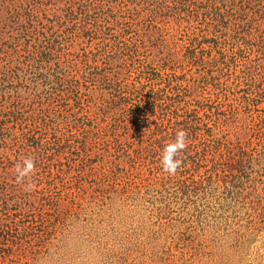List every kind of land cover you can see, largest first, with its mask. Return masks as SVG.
Listing matches in <instances>:
<instances>
[{
	"label": "rangeland",
	"instance_id": "obj_1",
	"mask_svg": "<svg viewBox=\"0 0 264 264\" xmlns=\"http://www.w3.org/2000/svg\"><path fill=\"white\" fill-rule=\"evenodd\" d=\"M0 264H264V0H0Z\"/></svg>",
	"mask_w": 264,
	"mask_h": 264
},
{
	"label": "clouds",
	"instance_id": "obj_2",
	"mask_svg": "<svg viewBox=\"0 0 264 264\" xmlns=\"http://www.w3.org/2000/svg\"><path fill=\"white\" fill-rule=\"evenodd\" d=\"M187 133L184 130L176 132L174 141L164 146L162 151V166L163 170L169 173H174L181 165V159H175L177 154L187 147ZM35 175L34 158L31 156L25 157L22 162L15 166V176L18 183H24L31 176ZM34 185L27 184L25 190H29Z\"/></svg>",
	"mask_w": 264,
	"mask_h": 264
},
{
	"label": "trees",
	"instance_id": "obj_3",
	"mask_svg": "<svg viewBox=\"0 0 264 264\" xmlns=\"http://www.w3.org/2000/svg\"><path fill=\"white\" fill-rule=\"evenodd\" d=\"M244 73H245L246 75L249 74V67L246 68V69L244 70ZM142 119H143V118H142ZM142 121H143V120H142ZM143 122H144V121H143ZM143 122H142V123H143ZM145 122H148V123L150 122V123H152L153 121L150 120V121H145ZM142 127H143L142 130H144V132H145V129H150V126H148V125H147V126H146V125H143ZM149 131L152 132V131H153L152 128H151ZM208 132H209V131H208ZM175 133H176V131H175ZM191 134H192V132H191ZM191 134H190V135H191ZM175 135H176V134H175ZM238 161H239V160H238Z\"/></svg>",
	"mask_w": 264,
	"mask_h": 264
}]
</instances>
